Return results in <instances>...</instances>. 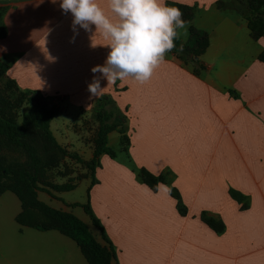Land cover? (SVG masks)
<instances>
[{
  "label": "crops",
  "instance_id": "0c3cea01",
  "mask_svg": "<svg viewBox=\"0 0 264 264\" xmlns=\"http://www.w3.org/2000/svg\"><path fill=\"white\" fill-rule=\"evenodd\" d=\"M218 1L166 0L195 8L177 32L183 42L191 25L208 32L203 68L170 51L141 83L91 72L109 40L95 26L74 32L60 0H0V61L21 95L38 91L57 104L64 126L79 124L82 111L92 116L102 94L127 110L129 165L86 180L116 252L111 264H264V35L255 39L249 21L220 11ZM97 2L117 22L108 0ZM94 75L97 95L88 90ZM29 107L25 99L19 122ZM141 168L170 181L154 191ZM30 212L13 192H0V264H88L81 245L38 228Z\"/></svg>",
  "mask_w": 264,
  "mask_h": 264
},
{
  "label": "trees",
  "instance_id": "16d2710c",
  "mask_svg": "<svg viewBox=\"0 0 264 264\" xmlns=\"http://www.w3.org/2000/svg\"><path fill=\"white\" fill-rule=\"evenodd\" d=\"M170 6L179 8L182 12V19L185 24L191 23L195 8L189 5H183L176 2H168ZM217 7L220 11L231 15L243 17L249 21V26L252 35L255 39H259L264 35V0H219ZM176 47L171 51L177 56L186 61L196 63L203 68L198 57H200L209 46V34L207 31L199 29L193 25L190 26L189 38L183 42L180 37L175 41ZM260 59L264 61V51L260 55ZM8 70V65L0 61V72L5 73ZM30 107L22 115V120L3 114L0 110V136L4 137L13 145L23 146L28 152L32 165L30 167L10 168L3 166L0 163V177H13L15 184L10 188H3L0 183V192L7 190L13 192L22 202L25 211L31 208H41L45 213L51 216L52 224H39L38 228H46L47 226L57 229L65 235L72 238L81 245L86 253L88 264H111L113 258L116 257V252L112 242L109 240L105 229L101 225L100 220L95 216L89 202L86 204L73 203V206H82L85 212L89 215L94 226L100 229L102 238L109 246L104 250L96 246L95 239L88 225L72 213L59 212L52 207L40 202L35 194L36 191L45 190L40 187L41 179L39 176L38 160L31 147L23 145V137L31 127L39 128L45 137L55 146L58 142L51 129V122L60 112L57 104L48 101L44 95L38 91H26L24 95ZM92 117L99 123L98 141L99 144L94 151L93 158L89 162V168L94 172L99 165V157L106 153L112 158L116 157V153L110 150L107 146L108 135L111 132L117 131L126 134L129 128L128 114L126 109L118 106L117 102L109 95L102 94L99 96L92 106ZM140 179L148 184L152 190H157L160 183H163L161 175H154L145 168H142L138 173ZM94 183V179H93ZM88 189V196H89ZM173 193V191H172ZM177 199L178 196L176 195ZM178 208L183 212L181 203H178ZM57 214L68 221L66 227L55 225L53 216ZM22 216L18 217L19 221ZM210 225H214L212 221H208Z\"/></svg>",
  "mask_w": 264,
  "mask_h": 264
},
{
  "label": "rangeland",
  "instance_id": "374dc122",
  "mask_svg": "<svg viewBox=\"0 0 264 264\" xmlns=\"http://www.w3.org/2000/svg\"><path fill=\"white\" fill-rule=\"evenodd\" d=\"M24 95V93L21 95L15 84L6 80L4 73L0 72V110L3 114L18 119L24 110ZM81 114V122L79 124L72 123L71 126H64L60 123L64 120L65 115L59 114L57 118H54L53 133L58 146L52 144L43 132L35 126L29 129L22 142L23 145L32 148L38 160L41 179L39 185L45 190L36 191V198L59 212L72 213L81 220H85L84 222L94 236L96 246L106 250L109 246L102 238L100 229L93 225L91 218L82 206L72 205L73 203H88L86 180L93 178L89 162L99 144V123L90 113L87 112L86 114L82 111ZM110 134L108 135L107 146L116 153V157L112 158L106 153L101 154L99 157L100 164L96 166L95 171L96 169H115L119 164L118 162L123 163L127 157L125 151L122 152L128 146L127 134L120 133V139L116 138V135L111 137ZM104 154V158H101ZM0 163L13 169L32 165L31 158L23 146L13 145L1 136ZM124 163L129 165L126 161ZM141 169H138V173ZM161 177L163 182L170 181V176L167 174L161 175ZM15 182L13 177H0L3 188H10ZM30 211L28 216L34 220L37 219L40 224H52L51 216L41 208L34 207ZM53 217L55 225L67 226L68 221L65 218L57 214Z\"/></svg>",
  "mask_w": 264,
  "mask_h": 264
},
{
  "label": "clouds",
  "instance_id": "9594fccd",
  "mask_svg": "<svg viewBox=\"0 0 264 264\" xmlns=\"http://www.w3.org/2000/svg\"><path fill=\"white\" fill-rule=\"evenodd\" d=\"M108 6L117 22L97 0H60L62 12L72 15L74 32L77 26L85 31L95 26L109 40L110 51L103 64L91 69L93 74L99 73L107 82L128 77L147 81L165 53L176 47L177 30L185 28L182 12L166 0H108ZM100 78L94 75L88 85L92 95L102 89Z\"/></svg>",
  "mask_w": 264,
  "mask_h": 264
}]
</instances>
